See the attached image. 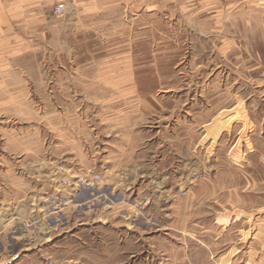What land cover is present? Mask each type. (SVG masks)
Returning a JSON list of instances; mask_svg holds the SVG:
<instances>
[{
  "label": "rangeland",
  "instance_id": "1",
  "mask_svg": "<svg viewBox=\"0 0 264 264\" xmlns=\"http://www.w3.org/2000/svg\"><path fill=\"white\" fill-rule=\"evenodd\" d=\"M122 1L1 83L0 264H264V0Z\"/></svg>",
  "mask_w": 264,
  "mask_h": 264
},
{
  "label": "crops",
  "instance_id": "2",
  "mask_svg": "<svg viewBox=\"0 0 264 264\" xmlns=\"http://www.w3.org/2000/svg\"><path fill=\"white\" fill-rule=\"evenodd\" d=\"M58 1L66 0H0V91L3 87L1 83L9 81L11 74L14 73L17 57L25 55L30 50L31 33H35L38 39L40 37L44 41L49 32H53L55 39L60 35L59 31L63 29V25L56 24V19L50 17V8ZM70 2L71 8L77 13L75 24L78 32L87 27L85 24L87 18L102 11L110 13L112 10L122 8L121 4H123L122 0H70ZM139 2L140 0L128 1L131 9L139 8ZM260 162L262 167L259 168V181L264 240V180L261 178L264 177V162Z\"/></svg>",
  "mask_w": 264,
  "mask_h": 264
},
{
  "label": "built area",
  "instance_id": "3",
  "mask_svg": "<svg viewBox=\"0 0 264 264\" xmlns=\"http://www.w3.org/2000/svg\"><path fill=\"white\" fill-rule=\"evenodd\" d=\"M62 5H56L55 6V10H56V12H61L62 10Z\"/></svg>",
  "mask_w": 264,
  "mask_h": 264
}]
</instances>
